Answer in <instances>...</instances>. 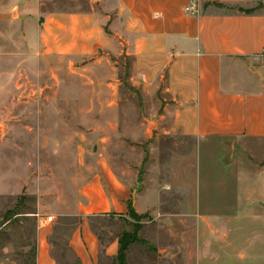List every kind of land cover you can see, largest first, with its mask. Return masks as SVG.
<instances>
[{"label":"rangeland","instance_id":"1","mask_svg":"<svg viewBox=\"0 0 264 264\" xmlns=\"http://www.w3.org/2000/svg\"><path fill=\"white\" fill-rule=\"evenodd\" d=\"M104 9L103 0H0V217L23 196L29 212L0 222V259L24 264L40 212L62 228L52 236L60 243L54 255L72 262L64 242L66 224L77 216L57 213L73 209L77 192L106 160L118 172L135 170L137 190L162 192L160 215L140 222L138 234L148 246L132 244L127 264H264L245 252L232 257L230 241L199 229L197 213L183 214V189L205 191L210 201L215 197L206 191L231 189L239 177L243 189L263 188L264 138L202 144L190 136L157 135L152 121L164 103V84L136 80L133 55L109 36V20L97 22L94 43L85 29L68 28L73 16ZM185 199L197 206V198ZM204 216L212 220L214 214ZM123 218L94 216L91 222L105 243L133 230L134 219ZM187 220L192 227L185 229ZM199 231L204 236L197 240Z\"/></svg>","mask_w":264,"mask_h":264},{"label":"crops","instance_id":"2","mask_svg":"<svg viewBox=\"0 0 264 264\" xmlns=\"http://www.w3.org/2000/svg\"><path fill=\"white\" fill-rule=\"evenodd\" d=\"M103 1L106 9L102 14L73 16L68 28L85 29L94 43L95 31L100 29L97 22L109 20L113 33L109 36L119 38V44L133 55V69L140 71L136 80L164 84V103L152 121L157 135L190 136L202 144L211 139L243 142L264 138V64L260 57L264 47V0ZM192 2L194 13L185 10ZM238 6L256 9L252 13L232 9ZM74 19L82 24L76 27ZM107 43L105 40L104 45ZM112 165L100 161V172L77 192L73 209L57 213L81 217L66 239L72 262H61L53 253L60 243H53L52 236L60 223L48 222L40 212L35 214V264H72L74 257L80 264H101L103 258L116 257L117 234L101 244L91 228V217H126L129 200L138 214L160 215L162 192L137 190L135 170L121 173ZM262 173L260 181H264V169ZM240 183L239 177L231 189L206 191L208 197H215L210 201L204 199L205 191L183 189V214L197 213L199 229H208L215 237L221 234V239L217 238L221 242L230 241L232 257L245 252L250 255L248 259L253 256L264 262V187L243 189ZM186 197L197 198V206L193 208L194 202ZM207 213L214 214L212 220H203ZM245 220L247 225L243 226ZM183 225L185 229L192 227L189 220ZM203 236L200 231L193 233L197 240ZM230 250L226 248V252ZM0 264L16 262L3 258Z\"/></svg>","mask_w":264,"mask_h":264},{"label":"trees","instance_id":"3","mask_svg":"<svg viewBox=\"0 0 264 264\" xmlns=\"http://www.w3.org/2000/svg\"><path fill=\"white\" fill-rule=\"evenodd\" d=\"M232 9H236L238 11L244 12V13H252L255 11L256 8H243V7H235ZM27 200L26 196L21 197L18 202L16 203V205L12 208L7 210L3 215H1V223H11L12 221H14L17 217H27L29 212H26L23 210V207L25 205V201ZM128 206H129V211H128V215L134 219V223H132L133 225V230L132 231H122L120 233L117 234L116 238L118 240V253L115 257L116 259V264H127V251L129 249V247L134 244V243H142L144 245L148 246V242L141 238L139 236V231L141 229V224L140 222L142 221V219H145L148 215L147 214H143V215H138L133 206H132V201L129 200L128 201ZM98 217H116L115 214H99L96 215ZM94 217V216H92ZM91 217V219H92ZM119 219H124L123 216H117ZM19 221V219H17L16 223ZM126 221V220H125ZM81 222V217H77V219H75L73 222L67 223L66 224V230L68 231V235L66 236V239L68 238L69 234L71 233V231L73 229H75L77 227V225ZM6 226V225H5ZM37 226V225H36ZM91 228L93 229L94 233L97 235L99 241L101 242V244H105L107 242H110L113 238H109L108 241H106L105 243L102 242L100 236H98V234L96 233V231L93 228L92 222H91ZM62 228L59 227H55L54 228V232L58 233V231H60ZM65 239L64 242V247L67 250L68 249V245H67V241ZM53 243H55V241L53 240ZM58 243V242H57ZM24 256L26 257L24 264H35V257H36V239L34 238V240L32 242L29 243V250L28 252H26L24 254ZM65 264H71V263H65ZM72 264H80V261L74 257L73 263Z\"/></svg>","mask_w":264,"mask_h":264},{"label":"built area","instance_id":"4","mask_svg":"<svg viewBox=\"0 0 264 264\" xmlns=\"http://www.w3.org/2000/svg\"><path fill=\"white\" fill-rule=\"evenodd\" d=\"M186 11H192L193 13L195 12V6H194V3L192 2L189 6H187L185 8ZM260 57L262 59V62L264 64V47L262 48L261 52H260ZM52 220V217H48L47 218V221H51Z\"/></svg>","mask_w":264,"mask_h":264},{"label":"water","instance_id":"5","mask_svg":"<svg viewBox=\"0 0 264 264\" xmlns=\"http://www.w3.org/2000/svg\"><path fill=\"white\" fill-rule=\"evenodd\" d=\"M0 222H1V218H0Z\"/></svg>","mask_w":264,"mask_h":264}]
</instances>
